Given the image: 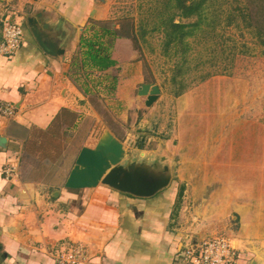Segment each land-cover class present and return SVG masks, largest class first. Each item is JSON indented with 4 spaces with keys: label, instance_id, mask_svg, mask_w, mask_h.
Wrapping results in <instances>:
<instances>
[{
    "label": "crops",
    "instance_id": "obj_1",
    "mask_svg": "<svg viewBox=\"0 0 264 264\" xmlns=\"http://www.w3.org/2000/svg\"><path fill=\"white\" fill-rule=\"evenodd\" d=\"M109 1L0 0V40L4 18L21 24L24 32L15 55L0 53V101L14 108L10 116L0 114V136L6 139L5 147H0V264H55V257L75 244L87 248L88 259L83 264H178L183 242H198L215 234H227L223 236L237 249V264H264V195L249 193L248 189L260 190L255 181L242 182L241 188L239 171L228 165L237 169L234 162L239 156L220 151L226 146L222 123L210 140L214 150L190 147L180 156L184 160L178 170L183 175L180 188L187 203L182 210L184 226L169 229L171 211L176 214L178 208L172 183L150 198L103 185L81 190L64 187L80 150L93 148L105 129L125 148L122 133L103 122L97 101L115 110L119 130L123 131L129 119L130 126L143 120V134L147 120L169 100L160 88L153 110L140 112L145 98L137 99L138 88L151 82L145 81L142 61L126 38L116 39L111 49L116 65L92 73L88 85L69 76L81 35L91 20L109 19ZM28 18L36 19L45 39L63 54L53 56L41 49ZM113 82L114 91L109 92ZM60 134L75 146L69 154L72 165L61 169L58 180L53 178L56 163L44 164L43 160L48 161L64 141L56 139ZM167 142L171 145V139ZM32 145H47L49 156H42L39 163L29 154ZM156 155L171 159L166 151ZM7 167L15 168L9 178L4 173ZM192 174H198L199 180L188 176Z\"/></svg>",
    "mask_w": 264,
    "mask_h": 264
},
{
    "label": "rangeland",
    "instance_id": "obj_2",
    "mask_svg": "<svg viewBox=\"0 0 264 264\" xmlns=\"http://www.w3.org/2000/svg\"><path fill=\"white\" fill-rule=\"evenodd\" d=\"M167 1L110 0V16L105 22L118 28L132 23L134 26L143 25L148 31L152 30L158 22L160 12L166 10ZM217 2L219 4L210 9L211 13L228 10V4L225 5L222 0ZM260 10L261 7L259 18L264 17ZM224 17L225 14H222L216 19L219 25H215V29L203 25V31L188 39L191 50L181 74L177 76V81L181 80L180 84L174 83L172 77L177 75L176 65L178 62L181 63V57L175 55L173 48L167 49L164 46L163 34L149 33L144 39L137 35V48L133 47L142 61L145 81L157 84L163 90V95L169 99L161 110L147 120L145 135L141 130L143 120L136 126H130L132 120L129 119L127 125H122L126 126L122 127L123 131L119 130L121 129L119 119L113 117L115 110L107 106L105 109L102 103L97 101L103 122L117 134L122 133L121 137L126 141L124 162L136 159L138 163H143L156 171L162 170L164 166L169 167L171 189H174L172 193H176L177 196L183 182L182 171H178L184 162L180 156L190 147L214 150L215 144H211L210 140L214 138L215 127L217 124L220 125L219 123L224 126L226 142V146L224 144L220 151H225V154L234 151L239 156V160L234 162L237 169L232 163L228 165L239 171L241 188L242 182L255 181L254 184H258L260 190L248 189L249 193L257 192L264 195V48L248 29L226 27ZM212 18L214 15L210 14L208 21ZM209 73L215 75L200 82V78ZM180 87L184 88V93L176 97L174 93L180 90ZM137 99L143 100L144 97L137 96ZM155 103L150 108L142 104L140 112L153 110ZM58 137L65 138L61 134L57 135L56 139ZM143 139L145 142L141 145ZM169 139L171 145L167 142ZM56 145L58 146V143ZM139 145L142 148H139ZM73 146L74 143L64 139L51 158L48 161L43 160L44 164H48L49 161L56 163L54 168H58V171L53 172V178L59 180L61 169L65 171L66 167H71L73 160L69 154ZM157 151H166L171 154V159L167 157L161 159L156 155ZM49 153L50 148L47 145L29 147V154H33L39 163L42 162V156H49ZM62 154L65 155L61 156ZM30 160L33 162L32 156ZM225 161L223 158V162ZM188 176L193 180H199L198 174ZM208 193L210 191L201 192L202 195ZM184 201L183 191L180 199L175 197V208L176 206L178 208L176 214L174 209L171 211L169 229L185 225L182 210L187 203ZM216 235L227 234L214 236Z\"/></svg>",
    "mask_w": 264,
    "mask_h": 264
},
{
    "label": "trees",
    "instance_id": "obj_3",
    "mask_svg": "<svg viewBox=\"0 0 264 264\" xmlns=\"http://www.w3.org/2000/svg\"><path fill=\"white\" fill-rule=\"evenodd\" d=\"M217 1L221 0H168L166 10L160 12L157 24L149 31L144 29L143 25L134 26L131 23L116 28L109 22L91 20L80 37L79 49L77 56L72 59L69 76L75 77V82L78 80L81 84L88 85V79L92 73H102L116 65L111 57V49L116 39H129L137 48L138 36L144 39L149 33L161 32L164 37V46L167 49L173 48L175 55L181 57V63L178 62L176 65L177 75L172 77L174 83L180 84L181 80L177 81V76L181 74L191 50L188 39L194 38L198 32L203 31V25L215 29V25H219L216 19L222 14H225L226 27L233 26L238 30L248 29L264 48V17L259 18V7H261L260 14L264 16V0H222L225 5L228 4V10L217 13L215 8V12L211 13L210 9L219 4ZM210 14L214 15V18L208 21ZM213 75L215 73L202 76L200 82ZM108 91H114V82L108 87ZM84 93L87 94V90H84ZM183 93L184 88L180 87L174 95L179 97ZM139 148L142 146L139 145ZM182 192L183 188H180L179 199L182 197Z\"/></svg>",
    "mask_w": 264,
    "mask_h": 264
},
{
    "label": "water",
    "instance_id": "obj_4",
    "mask_svg": "<svg viewBox=\"0 0 264 264\" xmlns=\"http://www.w3.org/2000/svg\"><path fill=\"white\" fill-rule=\"evenodd\" d=\"M102 1V0H97ZM96 18V15H91ZM28 26L41 49L50 55L59 56L63 50L46 40L39 31L35 18H28ZM161 94L157 84H141L137 95L144 97V106L150 108ZM6 139L0 136V147ZM126 150L113 134L104 130L93 148L83 147L70 170L64 187L68 190L93 189L99 185L137 198H150L169 187V167L156 171L136 159L125 163ZM164 159V158H161Z\"/></svg>",
    "mask_w": 264,
    "mask_h": 264
},
{
    "label": "built area",
    "instance_id": "obj_5",
    "mask_svg": "<svg viewBox=\"0 0 264 264\" xmlns=\"http://www.w3.org/2000/svg\"><path fill=\"white\" fill-rule=\"evenodd\" d=\"M23 27L8 18L1 21L0 53L11 57L19 51L23 43ZM14 112L11 104L0 101V114L10 116ZM15 168L4 170L6 178L11 177ZM178 264H237L238 252L231 240L223 235L212 236L198 242L188 240L179 248ZM88 259L87 248L82 244H75L60 252L55 257V264H83Z\"/></svg>",
    "mask_w": 264,
    "mask_h": 264
}]
</instances>
